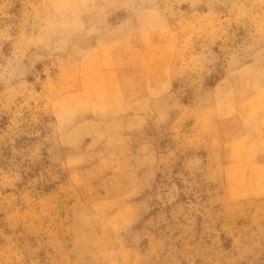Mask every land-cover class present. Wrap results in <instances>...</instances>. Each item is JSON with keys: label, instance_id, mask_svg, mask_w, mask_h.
Returning <instances> with one entry per match:
<instances>
[{"label": "rangeland", "instance_id": "374dc122", "mask_svg": "<svg viewBox=\"0 0 264 264\" xmlns=\"http://www.w3.org/2000/svg\"><path fill=\"white\" fill-rule=\"evenodd\" d=\"M0 264H264V0H0Z\"/></svg>", "mask_w": 264, "mask_h": 264}]
</instances>
